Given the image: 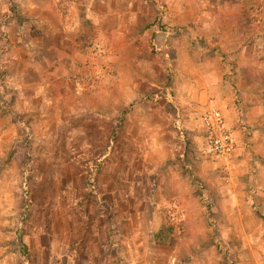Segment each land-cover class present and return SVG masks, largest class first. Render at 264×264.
<instances>
[{"label":"rangeland","instance_id":"1","mask_svg":"<svg viewBox=\"0 0 264 264\" xmlns=\"http://www.w3.org/2000/svg\"><path fill=\"white\" fill-rule=\"evenodd\" d=\"M200 1L75 0L74 22L94 10L91 45L20 74L0 28V264H264L258 188L223 216L225 167L188 101L185 53L201 44L176 9Z\"/></svg>","mask_w":264,"mask_h":264},{"label":"crops","instance_id":"2","mask_svg":"<svg viewBox=\"0 0 264 264\" xmlns=\"http://www.w3.org/2000/svg\"><path fill=\"white\" fill-rule=\"evenodd\" d=\"M10 4L20 7L22 24L9 13L5 16ZM78 5L75 0H0V28L11 38L9 65L18 74L58 68L65 60L73 66L80 56L74 54L80 20L74 22L73 10ZM86 8L84 16L93 23L94 10ZM176 10L182 11L178 22L182 18L201 44L192 46L191 38L192 50L185 53L191 61L185 67L188 101L218 109L236 143L233 158L224 166L218 203L225 218L239 219L240 189L258 188L257 203L264 205V0H202ZM258 211L264 215V207Z\"/></svg>","mask_w":264,"mask_h":264},{"label":"built area","instance_id":"3","mask_svg":"<svg viewBox=\"0 0 264 264\" xmlns=\"http://www.w3.org/2000/svg\"><path fill=\"white\" fill-rule=\"evenodd\" d=\"M200 122L203 128L204 155L226 166L233 157L236 143L225 125L223 115L218 109L209 108L201 113Z\"/></svg>","mask_w":264,"mask_h":264},{"label":"trees","instance_id":"4","mask_svg":"<svg viewBox=\"0 0 264 264\" xmlns=\"http://www.w3.org/2000/svg\"><path fill=\"white\" fill-rule=\"evenodd\" d=\"M92 23L89 20H83L82 23L80 22L79 26V32H78V37H77V45L80 48H87L89 45H91L90 37L88 35V31L93 28ZM152 240L156 244H164L168 245L171 243L172 238H171V232L164 231L163 228H161L157 233H154L152 236ZM19 245L21 249H24L23 243L21 239L19 238Z\"/></svg>","mask_w":264,"mask_h":264},{"label":"water","instance_id":"5","mask_svg":"<svg viewBox=\"0 0 264 264\" xmlns=\"http://www.w3.org/2000/svg\"><path fill=\"white\" fill-rule=\"evenodd\" d=\"M162 35L163 34H161V33L160 34H156V36H155V42H156L157 45H159V42L162 43L161 42L162 41Z\"/></svg>","mask_w":264,"mask_h":264}]
</instances>
